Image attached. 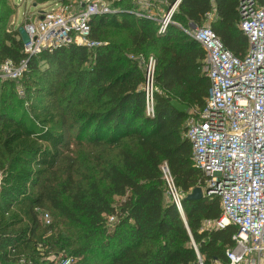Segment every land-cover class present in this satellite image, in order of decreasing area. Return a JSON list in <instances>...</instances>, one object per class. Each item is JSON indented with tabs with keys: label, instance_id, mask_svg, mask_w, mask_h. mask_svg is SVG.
<instances>
[{
	"label": "trees",
	"instance_id": "trees-1",
	"mask_svg": "<svg viewBox=\"0 0 264 264\" xmlns=\"http://www.w3.org/2000/svg\"><path fill=\"white\" fill-rule=\"evenodd\" d=\"M106 1L116 12L92 16L90 38L98 40L104 26H120L129 33L131 53H155L153 83L159 92L154 91V113L145 111L144 74L138 60L118 43L94 47L71 43L43 50L29 58L21 78L2 79V90L8 86L9 93L0 98V264H20L27 248L34 257L39 244L47 250L44 256L81 255V262L73 264H87L96 257L101 264L107 250L106 264H229L225 251L234 245L232 235L238 228L228 224L201 229L203 221L220 217L219 198L185 199L199 185L201 173L193 165L191 143L184 135L188 111H177L170 101L199 109L209 89L201 71L203 49L177 23L185 28L202 26L212 13L209 25L214 34L232 54L242 57L247 39L238 27L239 0H179L162 33L156 20L133 15V0ZM176 1L166 0V7ZM9 13L0 7L2 24ZM23 43L19 30L5 29L1 60L19 63L25 57ZM40 62L46 63L52 78L42 72L26 120L25 111L16 115L25 102L16 87L20 81L26 86L35 80L32 73ZM74 127L77 142L116 147V160L98 158L103 165L94 176H81L84 182L76 181L68 170L58 183L53 175L62 150L69 148L66 133ZM163 162L184 194L183 214L167 198ZM45 203L59 213L63 228L39 240L38 210ZM46 227L53 228L54 223Z\"/></svg>",
	"mask_w": 264,
	"mask_h": 264
},
{
	"label": "built area",
	"instance_id": "built-area-1",
	"mask_svg": "<svg viewBox=\"0 0 264 264\" xmlns=\"http://www.w3.org/2000/svg\"><path fill=\"white\" fill-rule=\"evenodd\" d=\"M177 3L160 17L140 10L133 13L156 20L162 33ZM237 11L238 27L247 39L242 57L232 54L210 25L185 28L177 23L203 49L201 71L209 81L204 104L189 117L184 135L191 143L193 165L201 173L198 186L203 196L219 198L220 217L206 221L216 228L228 224L238 228L232 235L234 245L225 251L228 263L264 264V0H239ZM113 12L116 9L103 0H80L76 9L71 2H55L50 9L38 10L23 26L28 39L22 48L25 57L19 63L5 59L0 79L21 78L29 58L43 50L71 43L100 45L90 38V19ZM155 63L154 58L149 59L143 87L149 115L154 113L157 89L153 83ZM160 170L171 200L183 214L184 194L176 189L166 162Z\"/></svg>",
	"mask_w": 264,
	"mask_h": 264
},
{
	"label": "rangeland",
	"instance_id": "rangeland-1",
	"mask_svg": "<svg viewBox=\"0 0 264 264\" xmlns=\"http://www.w3.org/2000/svg\"><path fill=\"white\" fill-rule=\"evenodd\" d=\"M1 1H3V3L2 4L0 3L1 4L0 7L5 10H9L10 13H9V17L6 20V22L4 21V24L0 22V39H1V33L4 32L5 29L9 31H13L12 30L13 25H11V22L13 19L15 20V17L17 20L16 23L17 24L21 23V27L19 28L23 29L24 23L27 20V18L29 17L33 18L39 9H43V8L49 9V7L55 4V2L52 0H49V1L47 0L41 3L40 2L36 3L37 0H1ZM79 1L80 0L70 1L71 4H73L74 9L77 8ZM103 1L107 2L106 0H103ZM159 3L160 4L158 5V8L156 7V9L154 10H152L154 7L150 8V3L148 5L135 3L134 5L135 7L133 6L131 11L133 12V11L140 10L149 15L153 14L155 17H160L164 12L167 11V8H165L164 3L162 2H159ZM151 10L154 13H151L152 12ZM209 24H210V20L205 22L203 25H209ZM101 29L102 30H100L97 36L98 40L96 41L99 42L100 44H106L108 42L118 43V44H121L120 46L124 50L131 49L129 50L130 53L128 54V56L130 58H135L138 60L139 67L142 69V72L144 74V84H145L147 80V75H146V70L148 66L147 64L150 58H154L156 60L155 53H148L146 55H143L141 53H133V52L131 53V51L134 48L131 46V40L128 37L129 33L126 30V28H123L120 26L107 25ZM19 31L21 32V30ZM23 39H24V36H23ZM2 63H3V60H1V57H0V66ZM42 72H45L48 78L50 79L52 78V75L50 74L46 63L40 62L38 65V70L32 73V77H34L35 80H32L33 78H31L30 84L26 86L22 84V81L18 82V85L16 87L18 91V96L19 95L20 97L24 96L25 102L21 106L20 111L16 114L17 116H19V113L21 111H25L27 113L26 120L30 119L31 115L29 114L28 110H29V105L31 103V97L33 95L34 86L36 85V83L42 82L41 74H44ZM1 80L2 79H0V98L4 94L6 96L9 93L8 86H5L2 90ZM22 87L25 90L24 94H23L24 91ZM156 90L159 92L158 89ZM35 101L40 103V101H38L37 98L35 99ZM12 102L16 103V100H12ZM196 111H197V108L195 107L188 109V118L186 120V124H187L189 117H192V115L196 114ZM77 132H78L77 127H74V128H70V130L67 131L66 133L70 140L69 148L62 150V153L58 160V164L56 166L58 169L55 171L53 175L55 179L58 180V183L59 182L61 183L63 181L65 177L64 175L68 170L73 172V177L75 178L76 181L84 182V180L81 179V176L85 174L94 176L96 173V168L98 166L103 165L102 163L98 161L99 160L98 158H102L108 162L116 160V156H117L116 147L106 148L105 146H92L83 141L77 142L75 138ZM5 161H6V158H5ZM1 178H2V173L0 172V182H1ZM166 193H167V198L171 199L172 195L170 194V191L167 188H166ZM60 218L61 216L59 215V213L55 209H53L48 203H45V206L38 210L39 228L36 232L35 239L41 240V237L43 238V237L49 236L50 234L52 235L54 230L63 228V226L59 223V220H58ZM108 220H109L108 222H110L111 224H113L115 221L113 217H110ZM52 222L54 223L53 228L46 227ZM201 229L212 230V229H216V226L213 222H209L205 220L203 221L201 225ZM62 235L65 238L67 237L64 233H62ZM193 245L195 246L194 243ZM38 249L40 250L39 253L36 254L34 257H30L28 253L29 248H27V253L21 256V258L19 259V263L20 264H43L45 263V261H52L53 264H73L75 263V261H78V260H79L78 263L81 262L80 261L82 258L81 255L75 256L73 258L72 256H69L67 252L66 253L59 252L58 254L49 253L47 256H44L43 253L47 252L46 248L41 246V244H39ZM108 255H109V251L107 250L104 253L105 258L103 261H101L102 262L101 264L107 263ZM70 258L72 259V261L70 260ZM95 260H97V263L95 262ZM87 264H100V263L98 261V257H96V258H90Z\"/></svg>",
	"mask_w": 264,
	"mask_h": 264
},
{
	"label": "water",
	"instance_id": "water-1",
	"mask_svg": "<svg viewBox=\"0 0 264 264\" xmlns=\"http://www.w3.org/2000/svg\"><path fill=\"white\" fill-rule=\"evenodd\" d=\"M179 1V0H178ZM24 40L28 41L26 35L24 36ZM171 105L179 112L186 113L188 111V106L186 104L180 103L177 100H171ZM203 197L201 187H194L185 197L187 200H197ZM184 219V217H182ZM196 249V248H195Z\"/></svg>",
	"mask_w": 264,
	"mask_h": 264
},
{
	"label": "crops",
	"instance_id": "crops-1",
	"mask_svg": "<svg viewBox=\"0 0 264 264\" xmlns=\"http://www.w3.org/2000/svg\"><path fill=\"white\" fill-rule=\"evenodd\" d=\"M142 1H144L145 3H147V4H149L150 3V8H153L152 10H154V9H156V7L158 8V5L160 4L159 2H162V3H164L165 5V8H167V10L169 9V7H166V5H167V2H166V0H142ZM135 2V1H134ZM136 3V2H135ZM53 6H51V7H49V9L50 8H52ZM177 6H175V8H176ZM48 8H43V9H39V11H42V10H47ZM151 10V11H152ZM151 13H154L153 11L151 12ZM153 15V14H152ZM212 16H213V14L212 13H210V15H209V17H208V20H211L212 19ZM15 20H16V17H15ZM14 19L12 20V22H11V25H13L12 26V30H21V35L22 36H25V31H24V29H20L19 27H21V23L20 24H17L16 22H17V20L15 21ZM19 28V29H18Z\"/></svg>",
	"mask_w": 264,
	"mask_h": 264
}]
</instances>
